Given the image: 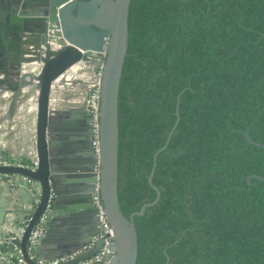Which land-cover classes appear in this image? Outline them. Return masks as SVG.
Instances as JSON below:
<instances>
[{
  "label": "trees",
  "instance_id": "16d2710c",
  "mask_svg": "<svg viewBox=\"0 0 264 264\" xmlns=\"http://www.w3.org/2000/svg\"><path fill=\"white\" fill-rule=\"evenodd\" d=\"M128 31L122 213L160 192L136 264H264V0H131Z\"/></svg>",
  "mask_w": 264,
  "mask_h": 264
},
{
  "label": "water",
  "instance_id": "95a60500",
  "mask_svg": "<svg viewBox=\"0 0 264 264\" xmlns=\"http://www.w3.org/2000/svg\"><path fill=\"white\" fill-rule=\"evenodd\" d=\"M130 2L131 0H0V74L3 75L0 85L14 93V101L22 102L34 96L37 109L34 170L0 165V174L25 177L39 188L36 197L30 196L28 207H24L19 201L16 211L14 210L16 214L27 218L21 223L27 221L23 232L11 235L13 239L7 246L0 245V250L7 253H12L15 248L20 249L27 264H38L37 259H64L61 264H80L105 248L113 253L108 264H136L138 240L134 217L143 216L146 208L156 204L160 192L152 185V169L148 183L156 192L154 201L144 204L129 217L122 213L117 192L118 98L128 48ZM94 60H103L98 84L99 153L97 156L92 146L93 115L86 103L85 111L89 120L87 143L93 157L86 170L92 178L93 186L82 195L83 200L90 203L93 212L83 221L84 227L70 239L71 244L66 246L67 241L55 238L51 231L52 223L60 213V178L70 179L72 176L51 170L54 158L50 155L52 145L48 141V130L52 123L49 116L50 93L58 80V84L62 85L71 76L75 66L89 64ZM23 66L28 71L20 74ZM10 71L18 76L13 85L8 81ZM24 88L27 91L21 94ZM87 99L88 96L86 102ZM244 136L250 144L264 148V144L251 140L247 131ZM94 165L99 166L98 175L92 170ZM250 178L264 181V177L260 176H251L248 180ZM97 181L106 218L113 230V237L107 247L100 238L97 209L90 196L95 191ZM68 225L70 224L66 226ZM38 226V244L29 249L30 237ZM47 243H52L48 248L51 255L45 258L41 247Z\"/></svg>",
  "mask_w": 264,
  "mask_h": 264
},
{
  "label": "crops",
  "instance_id": "0c3cea01",
  "mask_svg": "<svg viewBox=\"0 0 264 264\" xmlns=\"http://www.w3.org/2000/svg\"><path fill=\"white\" fill-rule=\"evenodd\" d=\"M99 68L100 61L96 60L75 66L71 76L62 85L58 84V80L50 93L49 116L52 123L48 130V141L52 145L49 149L50 155L54 158L51 170L72 176L70 179L60 178V213L52 223L51 231L55 238L67 241L66 246L71 244L70 239L84 227L83 221L93 212L90 203L82 198L93 186L92 178L86 170V166L90 167L88 162L93 160V157L87 143L89 120L85 106L89 92L98 85ZM27 71L28 68L23 66L19 73ZM15 75L10 71L8 81L12 85L17 82L18 76ZM2 79L3 75L0 74V81ZM25 91L27 88L22 89L21 94ZM36 118L34 96L26 101H14V93L6 86L0 85V153L3 158L36 163ZM92 170L96 173V165ZM38 193V185L25 177L12 175L0 179V235L21 233L20 224L27 218L15 213L16 206L20 201L24 207H28L30 196L36 197ZM67 224L70 225L66 226ZM51 244L47 243L41 247L45 258L51 255L48 249Z\"/></svg>",
  "mask_w": 264,
  "mask_h": 264
},
{
  "label": "built area",
  "instance_id": "2783aa9c",
  "mask_svg": "<svg viewBox=\"0 0 264 264\" xmlns=\"http://www.w3.org/2000/svg\"><path fill=\"white\" fill-rule=\"evenodd\" d=\"M99 89L98 85L96 88L92 89L90 93L88 94V99H87V106L89 107L92 115H93V120H92V125L94 127V132L92 135V146L94 148V153L98 156L99 153V135H98V112H99ZM33 164V163H32ZM0 165L9 167V166H19V167H24L26 169L34 170V164L33 166L29 165H24L20 161H11L7 158H0ZM96 174H99V166L96 165ZM11 175H6V174H0V179L1 178H8ZM98 178V176H97ZM91 201L93 205L97 209V219H98V224L99 227L101 228V235L100 238L105 241L106 247L109 245L110 239L113 237V230L111 226L109 225L106 214L104 211L103 203H102V197L99 191V181L96 183V188L95 191L91 194ZM27 224V221L23 223L25 226ZM24 226L21 227L20 232L22 233L24 230ZM40 235V226L36 228V230L33 232V234L30 237L29 240V249H32L36 246L37 244V237ZM13 237L12 236H2L0 235V245L2 246H7L11 241ZM113 253L107 250L105 248L102 252L98 253L97 255L93 256L89 260L80 263L84 264L87 262L90 263H95V264H108L110 259L112 258ZM36 262L38 264H61L64 262V259H54L51 261H48L46 259H37ZM0 264H27L25 260L23 259L22 252L20 249L15 248L12 253H7L4 251L0 250Z\"/></svg>",
  "mask_w": 264,
  "mask_h": 264
},
{
  "label": "rangeland",
  "instance_id": "374dc122",
  "mask_svg": "<svg viewBox=\"0 0 264 264\" xmlns=\"http://www.w3.org/2000/svg\"><path fill=\"white\" fill-rule=\"evenodd\" d=\"M95 61V60H94ZM96 61H100V68L98 70V75L100 76V72H101V65L103 64V60H96Z\"/></svg>",
  "mask_w": 264,
  "mask_h": 264
},
{
  "label": "bare ground",
  "instance_id": "6f19581e",
  "mask_svg": "<svg viewBox=\"0 0 264 264\" xmlns=\"http://www.w3.org/2000/svg\"><path fill=\"white\" fill-rule=\"evenodd\" d=\"M81 67H82V65H81ZM74 69V68H73ZM78 70V69H77ZM74 72V71H73ZM74 76V75H73ZM98 84H99V79H98ZM90 93V92H89Z\"/></svg>",
  "mask_w": 264,
  "mask_h": 264
}]
</instances>
